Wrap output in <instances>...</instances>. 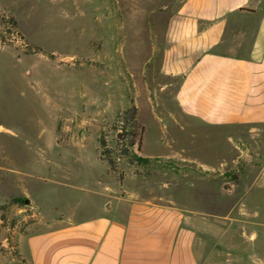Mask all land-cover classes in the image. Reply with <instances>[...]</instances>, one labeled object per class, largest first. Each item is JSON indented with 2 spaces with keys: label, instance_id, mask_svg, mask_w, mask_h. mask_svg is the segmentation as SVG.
I'll use <instances>...</instances> for the list:
<instances>
[{
  "label": "rangeland",
  "instance_id": "obj_1",
  "mask_svg": "<svg viewBox=\"0 0 264 264\" xmlns=\"http://www.w3.org/2000/svg\"><path fill=\"white\" fill-rule=\"evenodd\" d=\"M180 5L0 0V264H31L27 240L39 233L66 232L75 244L95 222L126 224L136 203L199 218L202 242L210 231V249L235 250L232 259L247 263L255 229L224 218L259 210L228 207L239 198L229 191L238 173L211 170L230 144L211 142L207 129L176 125L191 121L175 102L179 73L189 67L182 57L193 51L183 47L193 26ZM132 105L143 129L135 153L153 159L142 166L117 156L119 116ZM100 139L116 158V175ZM110 228L95 230L98 240ZM256 244L252 260L264 264V226Z\"/></svg>",
  "mask_w": 264,
  "mask_h": 264
},
{
  "label": "crops",
  "instance_id": "obj_2",
  "mask_svg": "<svg viewBox=\"0 0 264 264\" xmlns=\"http://www.w3.org/2000/svg\"><path fill=\"white\" fill-rule=\"evenodd\" d=\"M179 14L193 26L185 28L189 36L183 42L193 51L182 57L189 67L179 73L175 95L180 113L191 121L176 125L207 129L211 142L230 144L227 156L211 164V170L223 165L238 173L229 191L239 198L228 207L259 210L239 220L224 218L255 229L248 238L253 251L247 263L232 259L239 255L235 250L210 249V231L202 242L199 218L136 203L128 223L95 222L75 244L67 243L66 232L29 237L31 264H258L252 256H257L264 226V0H181ZM109 225L110 234L98 240L94 231ZM225 254L228 261H215Z\"/></svg>",
  "mask_w": 264,
  "mask_h": 264
},
{
  "label": "trees",
  "instance_id": "obj_3",
  "mask_svg": "<svg viewBox=\"0 0 264 264\" xmlns=\"http://www.w3.org/2000/svg\"><path fill=\"white\" fill-rule=\"evenodd\" d=\"M139 111L136 105H132L125 111L120 113L119 119L121 121L120 128L122 132L116 136L115 142L117 143V156L124 157L127 159L131 166H142L145 164H150L153 159L143 158L138 156L136 153L142 151L143 142L142 134L139 120ZM141 130L138 133V130ZM99 143L101 145V156L109 165V173L117 174L119 172L116 158L113 157L112 153L106 148L105 139H100ZM136 151V153H135Z\"/></svg>",
  "mask_w": 264,
  "mask_h": 264
},
{
  "label": "water",
  "instance_id": "obj_4",
  "mask_svg": "<svg viewBox=\"0 0 264 264\" xmlns=\"http://www.w3.org/2000/svg\"><path fill=\"white\" fill-rule=\"evenodd\" d=\"M25 204H26L27 206H30V205H31V201H30L29 199H27V200L25 201Z\"/></svg>",
  "mask_w": 264,
  "mask_h": 264
}]
</instances>
